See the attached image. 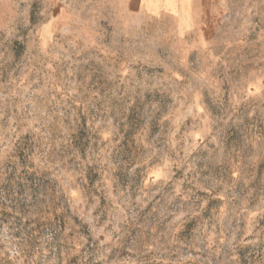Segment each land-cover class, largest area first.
Here are the masks:
<instances>
[{
  "label": "rangeland",
  "instance_id": "374dc122",
  "mask_svg": "<svg viewBox=\"0 0 264 264\" xmlns=\"http://www.w3.org/2000/svg\"><path fill=\"white\" fill-rule=\"evenodd\" d=\"M121 7L0 0V264H264V0Z\"/></svg>",
  "mask_w": 264,
  "mask_h": 264
},
{
  "label": "crops",
  "instance_id": "0c3cea01",
  "mask_svg": "<svg viewBox=\"0 0 264 264\" xmlns=\"http://www.w3.org/2000/svg\"><path fill=\"white\" fill-rule=\"evenodd\" d=\"M120 2L121 8L128 13L137 12V14L155 16L162 11L175 10L183 0H120Z\"/></svg>",
  "mask_w": 264,
  "mask_h": 264
}]
</instances>
